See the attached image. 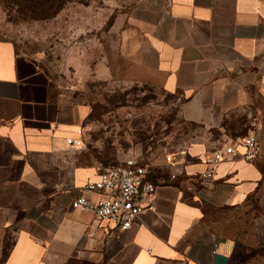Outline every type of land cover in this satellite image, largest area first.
Instances as JSON below:
<instances>
[{"label": "crops", "instance_id": "0c3cea01", "mask_svg": "<svg viewBox=\"0 0 264 264\" xmlns=\"http://www.w3.org/2000/svg\"><path fill=\"white\" fill-rule=\"evenodd\" d=\"M102 7L111 12L100 27L108 55L91 64L94 78L179 92V118L205 131L222 130L228 118L254 122L259 155L245 162L234 153L210 179L201 141L147 163L157 185L152 208L118 231L70 205L100 172L69 158L67 139L88 107L59 100L45 69L0 39V264H264V212L254 213L264 208V0ZM205 207L236 213L240 228L215 234Z\"/></svg>", "mask_w": 264, "mask_h": 264}, {"label": "rangeland", "instance_id": "374dc122", "mask_svg": "<svg viewBox=\"0 0 264 264\" xmlns=\"http://www.w3.org/2000/svg\"><path fill=\"white\" fill-rule=\"evenodd\" d=\"M35 1L0 0V39L12 41L17 52L45 69L59 100L88 107L79 125L82 144L69 154L72 163L97 166L100 171L131 157L139 164L151 163L166 154L178 155L194 142H204L213 151L230 136L239 140L249 134L251 122L236 117L228 118L222 130L211 131L182 121L178 116L179 92L94 78L91 64L101 53L108 55L100 27L107 26L111 12L102 7L103 0H43L44 5ZM60 3L57 13L47 10ZM139 133L148 138L142 141ZM257 136L260 141V133ZM204 211L215 234L233 235L240 228L236 213L207 207ZM260 212L264 208L256 207L254 213ZM243 217L248 225L252 213ZM247 228L252 234V227Z\"/></svg>", "mask_w": 264, "mask_h": 264}, {"label": "built area", "instance_id": "2783aa9c", "mask_svg": "<svg viewBox=\"0 0 264 264\" xmlns=\"http://www.w3.org/2000/svg\"><path fill=\"white\" fill-rule=\"evenodd\" d=\"M255 125L251 123L252 132L242 139H232L205 154L204 179L212 178L218 164L234 153L238 152L245 162H252L258 157L260 145L254 132ZM76 134V138L67 139V144L75 149L82 144V129H77ZM166 160L171 161V158L166 157ZM171 177L174 178L173 175ZM156 189L148 164H139L136 158L131 157L100 171L95 180L88 181L80 188V193L71 200L70 205L73 209L91 213L100 221L113 224L118 231H126L137 223L143 210L152 208ZM87 194H95L97 198L89 199Z\"/></svg>", "mask_w": 264, "mask_h": 264}, {"label": "trees", "instance_id": "16d2710c", "mask_svg": "<svg viewBox=\"0 0 264 264\" xmlns=\"http://www.w3.org/2000/svg\"><path fill=\"white\" fill-rule=\"evenodd\" d=\"M46 1H48V0H46ZM45 1V2H46ZM36 3H39V4H41V5H44L42 2H43V0H37V1H35ZM62 4L63 3H60L57 7H53V5H51V6H49L48 7V9L47 10H51L52 11V9H53V11L51 12V14H55V13H57L61 8H62ZM43 13H46L47 11H42ZM180 101H182V99L180 100ZM91 112H92V110L90 111V113H89V115L91 114ZM182 120V119H181ZM183 121V120H182ZM185 122V121H184ZM188 124H193V123H189V122H187ZM138 137L143 141V140H146L148 137L147 136H144V134H142V133H139L138 134ZM144 164H147V163H144Z\"/></svg>", "mask_w": 264, "mask_h": 264}]
</instances>
